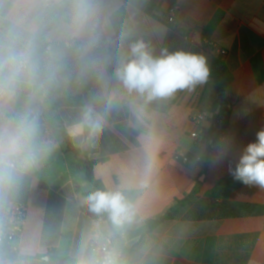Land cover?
<instances>
[{
	"label": "crops",
	"instance_id": "crops-1",
	"mask_svg": "<svg viewBox=\"0 0 264 264\" xmlns=\"http://www.w3.org/2000/svg\"><path fill=\"white\" fill-rule=\"evenodd\" d=\"M171 8L178 9L173 22ZM122 28L129 37L122 46L117 41L119 54L141 41L155 57L184 52L202 57L208 69L204 82L169 97L148 100L120 89L105 112L102 130L91 136L94 152L88 158L103 160L94 167L96 178L107 191H121L138 210L134 222L117 233L133 249L128 264H216L206 259L225 254L235 260L248 251L245 264H264V216L239 206H264V187L245 184L231 172L264 130V0H120L117 33ZM208 43L226 54L214 53ZM217 57L232 73V85L225 108L226 141L215 132L209 149L212 118L198 124L194 116L217 101L209 76ZM109 88L119 85L113 79ZM98 91L89 86L58 99L59 107L51 106L44 117L39 163L10 181L0 180V236L6 204L27 207L24 231L10 244L15 258L0 256V264H75L85 233L101 223L110 229L82 211L84 194L95 189L84 160L67 151L63 137L66 132L76 148H88L86 132L69 134L81 105L63 102L80 96L85 101ZM148 132L155 162L146 173L143 138ZM193 192L230 205L214 219L176 218L148 229L149 220L164 216Z\"/></svg>",
	"mask_w": 264,
	"mask_h": 264
},
{
	"label": "clouds",
	"instance_id": "clouds-1",
	"mask_svg": "<svg viewBox=\"0 0 264 264\" xmlns=\"http://www.w3.org/2000/svg\"><path fill=\"white\" fill-rule=\"evenodd\" d=\"M120 0H0V180H11L39 163L43 121L52 104L69 93L98 88L80 107L69 134L97 135L120 89L148 100L169 97L207 79L202 57L184 52L153 56L141 41L117 33ZM115 80L119 88L110 91ZM146 173L155 153L151 132L143 138ZM235 179L264 187V130L231 170ZM106 217L81 240L75 264H123L117 233L131 225L137 207L119 191L97 190L85 198Z\"/></svg>",
	"mask_w": 264,
	"mask_h": 264
},
{
	"label": "trees",
	"instance_id": "trees-1",
	"mask_svg": "<svg viewBox=\"0 0 264 264\" xmlns=\"http://www.w3.org/2000/svg\"><path fill=\"white\" fill-rule=\"evenodd\" d=\"M209 76L214 82V88L217 92L218 98L217 101L214 103V105L211 107L210 111L213 114V120H216L217 118H223L224 124L227 126V119L225 116V108L228 105L227 100V93L232 85V73L230 72L228 66L225 64V62L217 57L212 60L211 69L209 72ZM83 97H76L72 99H67L63 102L64 105L73 106V105H81L84 102ZM60 103L57 102V100L52 104V107L54 109L58 108ZM216 132L215 127L213 126L211 131V136L208 140L209 149H211L210 141L212 139L213 134ZM64 142L66 145L67 151L74 153L84 160L86 164V173L88 180L90 181L91 185L94 187V191L97 190H104L107 191L104 187L103 183L96 178L94 174V167L99 162L103 161L102 159L98 160H90L88 158V154L94 152V149L91 148L92 144V138L86 133V144L88 148L86 150H81L76 148L70 136L66 132L63 133ZM40 186H45L43 183L40 184ZM93 192V191H90ZM87 192L84 194V200L87 197V195L90 193ZM229 203H218L213 199H200L196 195L195 192L191 193L190 195L186 196L182 200H178L177 204L169 210L164 216L149 220L147 222V227L150 231L155 230L158 226L163 224L166 221H170L176 218H183L185 220H207V219H214L216 217H219L222 213H224L227 206H229ZM243 210L246 211H252L259 216H264V206L259 205H253V204H240L239 205ZM82 211L90 216L94 220H100L103 222H106V217H97L94 213H92L87 204L84 203L82 206ZM110 227V226H109ZM116 240V244L119 247V249L123 253V264H128L133 249L128 248L124 245L123 241L115 234L114 236ZM256 239V235H254L253 243ZM249 251L244 254L243 258H235L233 260L230 257H226L225 254L217 255L214 259H206L207 261L216 263V264H245L249 258ZM0 256L4 258H15V254L12 250V247L10 245H2L0 247Z\"/></svg>",
	"mask_w": 264,
	"mask_h": 264
},
{
	"label": "built area",
	"instance_id": "built-area-1",
	"mask_svg": "<svg viewBox=\"0 0 264 264\" xmlns=\"http://www.w3.org/2000/svg\"><path fill=\"white\" fill-rule=\"evenodd\" d=\"M170 17L169 22H173L175 20L176 14L178 13L177 8H171L169 10ZM208 47L210 50H212L214 53H217L219 55H225L226 52L220 48H217L214 44L208 43ZM206 117H211L213 126L216 129V133L219 134L220 140L222 142L226 141V130L227 127L224 124L223 118H217L216 120H213V114L210 110H204L201 112H198L194 116V120L196 123L200 124L202 120H204ZM192 137L196 138L198 136L197 132H194L191 134ZM182 160L184 162L189 161L188 156L182 157ZM27 217V207L22 204L17 203H8L6 204L5 211H4V217L2 221V227H1V236H0V242L2 245H10L14 239L19 235L22 234L25 228V221ZM114 241L116 242L115 238ZM122 259H123V253L120 250Z\"/></svg>",
	"mask_w": 264,
	"mask_h": 264
}]
</instances>
